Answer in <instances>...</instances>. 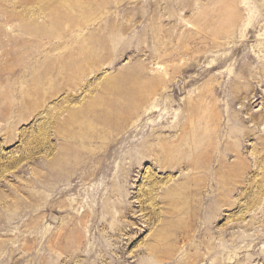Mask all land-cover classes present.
I'll use <instances>...</instances> for the list:
<instances>
[{
	"label": "rangeland",
	"instance_id": "rangeland-1",
	"mask_svg": "<svg viewBox=\"0 0 264 264\" xmlns=\"http://www.w3.org/2000/svg\"><path fill=\"white\" fill-rule=\"evenodd\" d=\"M0 264H264V0H0Z\"/></svg>",
	"mask_w": 264,
	"mask_h": 264
},
{
	"label": "bare ground",
	"instance_id": "bare-ground-1",
	"mask_svg": "<svg viewBox=\"0 0 264 264\" xmlns=\"http://www.w3.org/2000/svg\"><path fill=\"white\" fill-rule=\"evenodd\" d=\"M107 148H110V147H107ZM87 152V151H86ZM107 161V160H106ZM82 168V167H81ZM77 183V182H76Z\"/></svg>",
	"mask_w": 264,
	"mask_h": 264
}]
</instances>
